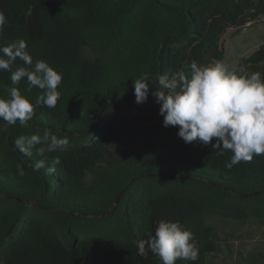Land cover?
<instances>
[{
  "label": "trees",
  "instance_id": "trees-1",
  "mask_svg": "<svg viewBox=\"0 0 264 264\" xmlns=\"http://www.w3.org/2000/svg\"><path fill=\"white\" fill-rule=\"evenodd\" d=\"M243 13L239 0H0V45L22 38L34 61L62 73L55 108L36 107L41 90L28 91L25 78L18 87L34 105L32 119L27 127L0 121V264H160L134 241L161 219L193 232L199 259L189 264H212L224 252L221 222L264 224V155L228 170L230 151L187 144L169 127L138 139L131 123L109 115L153 119L156 85L137 103L133 79L189 71L209 51L221 60L222 31ZM9 76L0 72V96ZM45 130L68 145L44 157L16 148L17 137ZM122 142L115 153L106 148ZM240 259L264 264V251Z\"/></svg>",
  "mask_w": 264,
  "mask_h": 264
},
{
  "label": "clouds",
  "instance_id": "clouds-1",
  "mask_svg": "<svg viewBox=\"0 0 264 264\" xmlns=\"http://www.w3.org/2000/svg\"><path fill=\"white\" fill-rule=\"evenodd\" d=\"M4 24L5 17L0 15V35ZM17 60L23 63L17 65ZM188 67L189 71L182 68L161 74L155 80L147 73L134 78L136 102L143 103L148 98L149 82L154 83L153 94L161 104L159 114L164 118L163 125L179 126L177 135L187 144L199 141L220 150V154L230 151L232 155L225 164L228 170L242 162H251L254 156L264 155V75L244 67L231 71L220 62L193 61ZM0 72L10 73L11 82L5 89L6 95L0 96V121L9 125L19 122L27 127L32 119L34 105L18 87L25 78L28 91L41 90L35 100L36 107H56L62 73L43 59L34 61L24 39L0 45ZM14 143L27 156H32L35 149L38 156L44 157L45 153L64 149L69 141L45 130L42 136H20ZM59 162V158L54 159L48 171H55L54 165ZM44 166V159L34 165L37 170ZM19 174L24 175L22 167ZM134 243L140 256L147 258L151 252L160 264H176L177 260L189 264L199 259L193 232L179 221L161 219L154 234L150 232L147 239Z\"/></svg>",
  "mask_w": 264,
  "mask_h": 264
},
{
  "label": "rangeland",
  "instance_id": "rangeland-1",
  "mask_svg": "<svg viewBox=\"0 0 264 264\" xmlns=\"http://www.w3.org/2000/svg\"><path fill=\"white\" fill-rule=\"evenodd\" d=\"M244 13L235 25H226L219 38L218 45L223 54L219 61L213 59L212 51H209L203 58L201 64L223 63L231 71H239L244 67L249 72L263 73L262 64L264 62V0H239ZM262 54L261 60L257 54ZM153 119L150 117L137 119L132 122L130 112H120L111 110L110 116H116L123 121L126 126L138 139L148 137L147 130L163 125V116L159 114V109ZM174 131L179 130V126H169ZM130 132V133H131ZM107 143L106 148L113 153L122 146ZM220 228L224 244V252L213 259L212 264H239L241 254L247 256L250 252L264 251V224L249 222L237 224L233 222H221Z\"/></svg>",
  "mask_w": 264,
  "mask_h": 264
},
{
  "label": "water",
  "instance_id": "water-1",
  "mask_svg": "<svg viewBox=\"0 0 264 264\" xmlns=\"http://www.w3.org/2000/svg\"><path fill=\"white\" fill-rule=\"evenodd\" d=\"M119 197L117 198V201H118Z\"/></svg>",
  "mask_w": 264,
  "mask_h": 264
}]
</instances>
